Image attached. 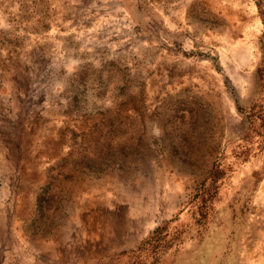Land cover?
<instances>
[{
	"label": "rangeland",
	"instance_id": "rangeland-1",
	"mask_svg": "<svg viewBox=\"0 0 264 264\" xmlns=\"http://www.w3.org/2000/svg\"><path fill=\"white\" fill-rule=\"evenodd\" d=\"M0 240L264 264V0H0Z\"/></svg>",
	"mask_w": 264,
	"mask_h": 264
},
{
	"label": "bare ground",
	"instance_id": "bare-ground-1",
	"mask_svg": "<svg viewBox=\"0 0 264 264\" xmlns=\"http://www.w3.org/2000/svg\"><path fill=\"white\" fill-rule=\"evenodd\" d=\"M67 152V151H66ZM70 161H72V160H70ZM70 173V172H69ZM58 175V174H57ZM83 179V178H82ZM65 180V179H64ZM88 181V180H87ZM90 184V183H89ZM88 188V187H87ZM146 191V190H145ZM151 192V191H150ZM154 192V191H153ZM79 202V201H78ZM101 206V205H100ZM102 208V207H101ZM102 210V209H101ZM84 212H85V210H84ZM102 214V213H101ZM98 215V214H97ZM79 219V218H78ZM84 219V218H83ZM105 220V219H104ZM93 223V222H92ZM114 223V222H113ZM137 224V223H136ZM138 225V224H137ZM91 228V227H90ZM94 228V227H93ZM84 231V230H83ZM93 234V233H92ZM2 235H4V234H2ZM93 236V235H92ZM261 238V237H260ZM101 240H102V238H101ZM1 241V240H0ZM23 249V248H22ZM28 251V250H27ZM24 252V251H23ZM21 253V252H20ZM29 259V258H28ZM18 264V263H17Z\"/></svg>",
	"mask_w": 264,
	"mask_h": 264
}]
</instances>
